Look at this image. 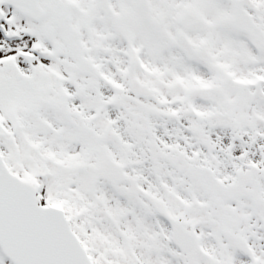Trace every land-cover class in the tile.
Returning <instances> with one entry per match:
<instances>
[{"label": "snow or ice", "instance_id": "1", "mask_svg": "<svg viewBox=\"0 0 264 264\" xmlns=\"http://www.w3.org/2000/svg\"><path fill=\"white\" fill-rule=\"evenodd\" d=\"M0 264H264V0H0Z\"/></svg>", "mask_w": 264, "mask_h": 264}]
</instances>
